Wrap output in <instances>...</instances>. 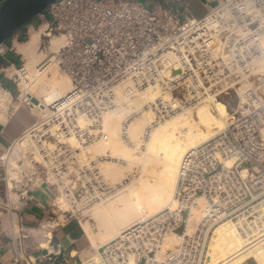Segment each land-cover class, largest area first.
<instances>
[{
	"label": "built area",
	"instance_id": "2783aa9c",
	"mask_svg": "<svg viewBox=\"0 0 264 264\" xmlns=\"http://www.w3.org/2000/svg\"><path fill=\"white\" fill-rule=\"evenodd\" d=\"M37 18V30L42 32L39 50L49 56L37 70L43 74L50 66L58 68L74 86L67 98L78 97L68 110H60L64 101L55 103L51 113L27 131L47 130L40 133L39 145L59 142V136L68 138L70 132L82 147L87 146L83 133L95 132L85 139L89 143L97 139L103 115L115 108L116 89L123 85H131L130 96L163 81L166 92L193 107L206 97L238 100L230 126L184 156L175 207L165 208L104 245L103 264H208L213 231L226 221L234 222L244 235L264 237V72L257 66L264 60V0H223L203 19H182L138 0H57ZM58 39L62 44L51 51ZM4 45L0 55L5 54ZM23 73L21 64L16 80H22ZM243 83L249 88L239 95ZM156 106L159 118L173 114V107L163 101ZM80 116L87 120L84 129L78 124ZM50 124L59 125L58 134L48 130ZM122 137L127 139L126 134ZM64 147L59 146L62 152ZM10 150L0 152V181L16 197L5 234L18 252L26 253L22 240L30 233L21 228L19 212L30 203L31 189L49 185L74 204L83 192L97 187L99 170L95 163L79 169L68 177L78 181L76 188L72 184L62 188L59 180L66 176L67 163L55 164L50 171L34 155L20 153L22 158L13 166ZM230 159L235 160L232 167L226 165ZM200 200L206 205L203 219L189 233V220ZM173 233L178 245L162 253L167 236ZM18 262L17 256L13 264ZM87 264L99 263L92 259Z\"/></svg>",
	"mask_w": 264,
	"mask_h": 264
},
{
	"label": "bare ground",
	"instance_id": "6f19581e",
	"mask_svg": "<svg viewBox=\"0 0 264 264\" xmlns=\"http://www.w3.org/2000/svg\"><path fill=\"white\" fill-rule=\"evenodd\" d=\"M39 33L33 32L30 41L19 46L18 50L23 55L25 63V73L22 74L23 83L21 82L20 89L25 95H34V99L39 98L42 101V103L33 105L32 111L44 119L47 117V112L51 113L49 108L55 103L64 101L60 110H68L78 97L72 95L67 98L73 93L74 86L70 79L66 75H60L54 66H50L43 74L37 70V64L49 57L44 53L43 57V54L37 52L40 42ZM62 42V39L54 41L51 51L56 50ZM171 57L176 60L174 55ZM257 66L260 72H264V60H260ZM163 85V81H160L155 86L139 91L131 97L127 94L132 92L131 85L119 86L116 89L115 108L103 115L102 132H100L102 135L96 132L97 139L89 143L85 139L95 132L83 133L82 142L88 146L87 148H82L80 140L72 132L68 138L59 136V142H43L39 145L40 133L46 134L47 130L37 127L35 132H27L10 150L9 158L20 153L32 152L34 160L37 163L46 164L50 171L58 165L67 163L66 176L59 180L62 188L63 185L72 184L74 188L78 185L75 179H68L72 176L70 175L71 169L78 171L77 167L78 169L90 168L95 163L99 176L96 178L97 187H94V191L99 188L104 189L103 192H108H97L99 196L94 202L90 197L82 196L75 203L74 208L76 212L79 208L86 210L85 214L92 212L93 223L87 221L83 223V226L92 242L94 250L92 259L99 264H103L100 256L104 245L165 208L175 207L174 195L184 156L196 147L217 137L223 129L230 126L234 119V114L228 109L226 101L218 99L221 101L220 105H225L229 110L228 116L224 118L221 112L211 109L216 98L206 97L201 101L203 105L199 106L202 104L199 102L194 108V110L199 109L196 112V121H193L189 113L194 110L182 106L178 100L165 91ZM248 88L249 84L243 83L238 89L239 95H243ZM24 94L22 97L25 96ZM9 99L8 93L0 91V106L6 107ZM123 99H128L126 102L128 106L117 107ZM158 101H164V104L167 103L173 107L176 110L175 113L166 118L162 117V121H159L156 106ZM178 109L180 110L177 111ZM124 110H127L128 114L137 115L132 122L125 118ZM223 120H225L224 128L214 134V127H217ZM78 124L84 129L87 126L86 118L80 116ZM124 124L125 128H123ZM50 126L48 130L55 135L58 134L59 125L50 124ZM187 133H192L193 138L189 139V135L184 138L183 135ZM123 134L127 135V139H131L130 144L123 140ZM261 136L264 139V128ZM60 145H66L64 152L59 148ZM98 156H107L109 159L118 158V160H109L110 162L100 164L101 159ZM3 158L6 159V157ZM45 158L48 160L47 163ZM234 163L235 160L230 159L226 165L232 167ZM55 164L58 165L55 166ZM247 173L246 169H243L244 177ZM48 175L52 176L51 173ZM10 177L15 178L16 175L11 174ZM113 191L115 195L110 196ZM59 199L60 205L68 204L66 198L59 197ZM205 207V202L200 200L198 208L193 210L189 220V233L194 231L202 221ZM177 245V235L174 233L168 235L162 253L168 249H174ZM52 249V252L49 248L41 251L47 250L51 254L59 255L61 247ZM20 257H23L22 254ZM30 259L35 262L39 258L32 255ZM40 259L42 260V257ZM207 262L208 264H264V237L256 233L244 235L234 222L226 221L213 231L210 247H208Z\"/></svg>",
	"mask_w": 264,
	"mask_h": 264
},
{
	"label": "crops",
	"instance_id": "0c3cea01",
	"mask_svg": "<svg viewBox=\"0 0 264 264\" xmlns=\"http://www.w3.org/2000/svg\"><path fill=\"white\" fill-rule=\"evenodd\" d=\"M138 1L152 9L176 13L182 19H203L223 0ZM35 31L37 26L31 23L27 25L22 31L16 33V37L5 43V54L0 55V91L10 96L8 105L0 106V152L2 153L9 151L38 121V116L27 107L26 100H23L20 86L14 77L17 68L24 60L18 50L19 46L28 43ZM23 37L27 39L26 43L21 42ZM57 197L56 190L49 185H40L31 189L30 203L19 212L21 228L30 233L27 239L22 240L26 253H20L15 248L11 237L5 234L9 229L7 221L11 215V204L16 197L7 192L5 183L0 181V264H13L17 256L19 257L17 264H39V261L45 262L47 259L42 257V260L39 258L32 262L30 259L32 255L45 248H49L52 252L53 247L62 249L64 261L61 264H85L92 259L94 255L92 242L83 224L81 227L74 216L68 217V215H62L67 219L61 222V215L56 209ZM45 224H50L51 227L46 228ZM38 236L44 238L40 241V246H38ZM20 254L23 257H20Z\"/></svg>",
	"mask_w": 264,
	"mask_h": 264
},
{
	"label": "rangeland",
	"instance_id": "374dc122",
	"mask_svg": "<svg viewBox=\"0 0 264 264\" xmlns=\"http://www.w3.org/2000/svg\"><path fill=\"white\" fill-rule=\"evenodd\" d=\"M39 19L38 18H35L32 22H31V24H34L35 26H37L38 27V24H39ZM30 24V23H29ZM28 24V25H29ZM27 27V26H26ZM25 28V27H24ZM23 28V29H24ZM22 29V30H23ZM22 30H20V31H22ZM19 31V32H20ZM37 32H40V31H38L37 30ZM40 34V36H39V38H40V42H41V34H42V32H40L39 33ZM15 40H16V38H15ZM19 40V39H18ZM29 41V40H28ZM27 42V41H26ZM25 42V43H26ZM40 42H39V47H40ZM37 52L39 53V54H43V53H40V50L39 49H37ZM43 57H44V54H43ZM25 63H24V60L22 61V65H24ZM39 64H37V66H38ZM37 66H36V68H37ZM56 67H54V69H55ZM57 71L60 73V75H65V74H63L58 68H57ZM38 74V73H37ZM18 81V84H19V86H20V84H22L23 83V81L22 80H19V79H17ZM22 82V83H21ZM21 93H22V95L24 94L22 91H21ZM25 95V94H24ZM135 95V93L134 94H131L130 95V97L131 96H134ZM33 96L34 95H31V96H27V95H25L24 97H23V100L25 101H27L26 102V105H27V107L29 108V109H32V107H34L33 105H35V104H38V103H42V101L38 98V100L37 99H34L33 98ZM173 98H175L176 100H178L179 101V103L182 105V106H184V107H186L187 109H190V110H194V108L196 107V106H188V105H185V100L184 99H178V98H176V96H173ZM134 99V98H133ZM218 99H220V100H223L224 102L226 101L227 102V105H228V109L231 111V113L237 108V104H238V100H236V99H231V98H229V97H226V96H222V97H220V98H217V99H215L214 100V103L215 104H212V107H211V109L213 110V111H217V112H221L222 113V115L224 116V118H226V116H228V114H229V110L225 107V105H220L221 104V101L220 100H218ZM126 100V101H125ZM202 101V100H201ZM201 101H199V102H201ZM216 101V102H215ZM126 102H128V99H123V101H121L119 104H117V107H119V108H123L122 106H128V104L126 103ZM164 102V101H163ZM198 102V103H199ZM158 103V102H157ZM202 103V102H201ZM217 103V104H216ZM122 104V105H121ZM204 103H202V104H200L199 106H201V105H203ZM199 109V108H198ZM198 109H196V110H194V111H191L192 113H189V115H191L192 116V120L193 121H196V116H197V114H196V112H197V110ZM174 111H173V114L175 113V109H173ZM180 109H178L177 111H179ZM132 111V110H131ZM135 111H136V109H135ZM124 112H126V116H125V118L127 119V120H129L130 119V122H132L133 121V119H135V117L137 116L136 114H133V115H131V114H128V111L127 110H124ZM134 112V111H133ZM48 113V112H47ZM173 114H170V115H173ZM37 116H38V121L37 122H40L42 119H41V117L38 115V114H36ZM129 115H131V116H129ZM169 115V116H170ZM163 118H166V117H163ZM162 119V117H160V119H158L159 121H162L161 120ZM197 121H199V120H197ZM224 124H225V120H223V121H221V123L217 126V127H214V131H213V133L214 134H216V132L217 131H221L222 130V128H224ZM201 126V125H200ZM202 127V126H201ZM227 129V128H226ZM225 129H223V131H224ZM193 133V132H192ZM192 133H187V134H185V135H183L184 136V138H187V136L189 135V139L190 138H193L192 136ZM221 133H222V131H221ZM211 136V135H210ZM209 136V137H210ZM123 138V137H122ZM123 140L128 144H130L131 142H130V138H128V139H124L123 138ZM206 140V139H205ZM204 140V141H205ZM129 141V142H128ZM203 141V142H204ZM50 142H52V141H50ZM88 146H86V147H82V148H87ZM80 151L82 150V149H79ZM80 151H78V152H80ZM24 154V153H23ZM22 154H18L17 156H11V161H10V163L13 165V166H16V162L19 160V159H21L22 158V156H21ZM32 155V152H28V153H26L24 156H31ZM98 157H100V156H98ZM100 159H101V163L100 164H102V163H106V162H110V161H113V160H118V158H114V159H109L107 156H101L100 157ZM110 160V161H109ZM77 170H79L78 169V167L76 168ZM73 170V171H72ZM71 174L70 175H72L73 174V172H77V171H75L74 169H71ZM12 172L10 171V174H11ZM69 175V174H68ZM55 182L53 181V180H51L50 181V184H54ZM111 186V185H110ZM62 189L59 187V191H61ZM112 191V190H111ZM97 192H100V190H97L96 189V191H89L88 193H85V192H83L82 193V196L83 197H85V196H87V197H90L91 199H93L92 201L94 202V200H97V198H98V196H99V194L97 193ZM108 191H106V192H102V193H107ZM109 192H110V190H109ZM57 195H58V197H57V201H56V206L57 207H59L60 209H59V214L61 215V217H60V219H61V222H65L66 221V217H64V216H62V215H64L63 214V212H67L66 213V215H68V217H70V216H74V218L77 220V222H79V224L81 225V227H82V224L83 223H85V222H90V223H93V217L91 216L92 215V212H89V213H86L85 214V212H86V210H81L80 208L77 210V212H76V210H75V203L74 204H71V203H69V202H67V200H66V203H68L67 205L66 204H62V205H60V203H59V201H60V199H59V197H61V198H65V195L64 194H62V193H57ZM115 195V193H114V191L113 192H111L110 193V196H114ZM112 199V198H111ZM79 200V199H78ZM77 202V201H76ZM75 211V212H74ZM42 240H44V238H43V236L41 237V236H38V246H40V241H42ZM209 247H210V244H209Z\"/></svg>",
	"mask_w": 264,
	"mask_h": 264
},
{
	"label": "water",
	"instance_id": "95a60500",
	"mask_svg": "<svg viewBox=\"0 0 264 264\" xmlns=\"http://www.w3.org/2000/svg\"><path fill=\"white\" fill-rule=\"evenodd\" d=\"M57 0H0V46L7 43L16 33L26 27ZM36 258L47 257L39 264H61L64 254L39 251Z\"/></svg>",
	"mask_w": 264,
	"mask_h": 264
},
{
	"label": "trees",
	"instance_id": "16d2710c",
	"mask_svg": "<svg viewBox=\"0 0 264 264\" xmlns=\"http://www.w3.org/2000/svg\"><path fill=\"white\" fill-rule=\"evenodd\" d=\"M27 41V39L25 38V37H23L22 39H21V42H26Z\"/></svg>",
	"mask_w": 264,
	"mask_h": 264
}]
</instances>
